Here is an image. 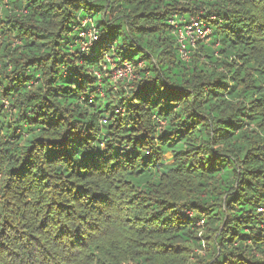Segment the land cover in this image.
Returning a JSON list of instances; mask_svg holds the SVG:
<instances>
[{
  "label": "trees",
  "instance_id": "obj_1",
  "mask_svg": "<svg viewBox=\"0 0 264 264\" xmlns=\"http://www.w3.org/2000/svg\"><path fill=\"white\" fill-rule=\"evenodd\" d=\"M0 264H264V0H0Z\"/></svg>",
  "mask_w": 264,
  "mask_h": 264
},
{
  "label": "built area",
  "instance_id": "obj_2",
  "mask_svg": "<svg viewBox=\"0 0 264 264\" xmlns=\"http://www.w3.org/2000/svg\"><path fill=\"white\" fill-rule=\"evenodd\" d=\"M209 35V30L204 26L203 22L198 19L191 20L189 25L183 27L182 30L178 31V43L180 46L179 54L183 61L188 60V53L186 52V42L194 46L196 41L206 40ZM81 36H85L81 34ZM90 38L91 41H96V36L93 31H89L86 35ZM85 48V47H84ZM86 49V48H85ZM121 71H124L123 74L119 73L116 76V79L124 80V78H130L132 69L129 65H124Z\"/></svg>",
  "mask_w": 264,
  "mask_h": 264
},
{
  "label": "rangeland",
  "instance_id": "obj_3",
  "mask_svg": "<svg viewBox=\"0 0 264 264\" xmlns=\"http://www.w3.org/2000/svg\"><path fill=\"white\" fill-rule=\"evenodd\" d=\"M199 41L202 42L203 40H199ZM113 72H114V73H113V75H114V76H113V77H114V80H117V81H123V80L116 79V76L119 75V73H122V74H123L124 71H121V70L118 69V70H114ZM131 78H132V79L134 78V77H133V74H132ZM124 79H125V78H124Z\"/></svg>",
  "mask_w": 264,
  "mask_h": 264
}]
</instances>
